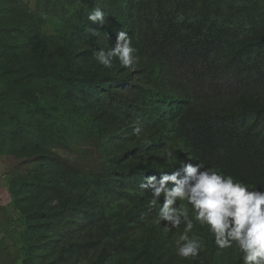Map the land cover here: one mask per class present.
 Masks as SVG:
<instances>
[{
    "label": "rangeland",
    "instance_id": "obj_1",
    "mask_svg": "<svg viewBox=\"0 0 264 264\" xmlns=\"http://www.w3.org/2000/svg\"><path fill=\"white\" fill-rule=\"evenodd\" d=\"M62 8L61 0H0L2 200L14 208L27 264H240L235 248L218 252L194 219L189 235L204 247L177 256L184 225L157 226L159 207L141 185L181 161H203L264 188V0ZM95 8L105 25L88 20ZM118 31L136 49L134 71L94 59Z\"/></svg>",
    "mask_w": 264,
    "mask_h": 264
},
{
    "label": "clouds",
    "instance_id": "obj_2",
    "mask_svg": "<svg viewBox=\"0 0 264 264\" xmlns=\"http://www.w3.org/2000/svg\"><path fill=\"white\" fill-rule=\"evenodd\" d=\"M178 22L184 20L181 14ZM93 24L105 25V12L93 9L88 15ZM132 40L125 31H118L114 45L107 50L94 51L96 62L104 68L113 66V59L120 67L134 71L137 57ZM139 137L141 129H133ZM173 150L166 152V158L173 157ZM192 161L191 159H189ZM142 188H151L148 205L159 207L154 223L165 230H175L183 224L184 230L175 240V253L183 259L198 257L204 245L200 238L189 235L194 228L193 219L201 226H207L214 238L217 251L235 248L240 264H264V188H251L227 173L198 163L180 162V169L162 172L160 177H145ZM163 198V203H161ZM190 206L193 216L189 215Z\"/></svg>",
    "mask_w": 264,
    "mask_h": 264
},
{
    "label": "crops",
    "instance_id": "obj_3",
    "mask_svg": "<svg viewBox=\"0 0 264 264\" xmlns=\"http://www.w3.org/2000/svg\"><path fill=\"white\" fill-rule=\"evenodd\" d=\"M8 186L9 166L0 158V264H27L21 252V227L14 208L2 200Z\"/></svg>",
    "mask_w": 264,
    "mask_h": 264
},
{
    "label": "trees",
    "instance_id": "obj_4",
    "mask_svg": "<svg viewBox=\"0 0 264 264\" xmlns=\"http://www.w3.org/2000/svg\"><path fill=\"white\" fill-rule=\"evenodd\" d=\"M62 1V11L64 10L65 7H67V5L70 4L71 0H61ZM32 24V23H31ZM28 28V27H27Z\"/></svg>",
    "mask_w": 264,
    "mask_h": 264
}]
</instances>
